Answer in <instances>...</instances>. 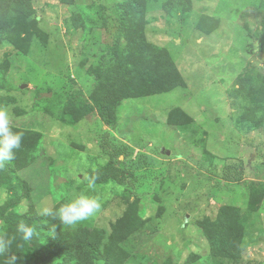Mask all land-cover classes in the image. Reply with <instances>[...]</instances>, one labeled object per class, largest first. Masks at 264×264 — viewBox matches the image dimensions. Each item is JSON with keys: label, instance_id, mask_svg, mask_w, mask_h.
Segmentation results:
<instances>
[{"label": "rangeland", "instance_id": "374dc122", "mask_svg": "<svg viewBox=\"0 0 264 264\" xmlns=\"http://www.w3.org/2000/svg\"><path fill=\"white\" fill-rule=\"evenodd\" d=\"M129 2L32 0L27 40L0 44V124L41 133L16 175L38 213L58 205L104 236L129 209L114 261L264 264V103L238 89L264 75V0H141L150 54L132 56L129 98L107 125L94 107L105 46L141 37L119 32ZM170 56L186 83L162 92L177 76ZM105 132L129 148L127 184L89 177L108 161ZM226 235L238 259L214 256Z\"/></svg>", "mask_w": 264, "mask_h": 264}, {"label": "trees", "instance_id": "16d2710c", "mask_svg": "<svg viewBox=\"0 0 264 264\" xmlns=\"http://www.w3.org/2000/svg\"><path fill=\"white\" fill-rule=\"evenodd\" d=\"M33 10L32 0H0V44L18 46L27 40L34 27ZM118 22L120 33L136 28L141 37L135 36L136 40L126 43L117 35L111 44L105 46L101 59L104 63L100 74L101 92L94 100V107L107 125H113L117 120V104L129 98L131 60L134 56H141V61L135 60L141 64L150 54L143 44L142 32L147 22L141 0H130ZM261 28L264 47V21ZM169 60L164 67L172 66V73L177 76L172 77L171 84H167L168 88L162 92L186 83L171 56ZM238 89L239 92L258 94L260 103H264V75H258L255 86L251 82L246 87L242 82ZM40 138L38 131L0 124V185L8 192L7 199L0 205V220L3 221L0 225V264H93L95 260H104L107 264H132L125 258L111 259V255L120 252L118 244L129 234V209L113 224L108 236L81 220L64 215L58 205L43 213L36 211L31 202L32 188L16 172L34 160ZM98 144L108 161L89 171L90 179L95 183L112 179L118 184H127L128 146L116 141L109 132L102 134ZM23 201L26 207L20 211L18 207ZM232 239L226 235L225 244ZM237 249L231 242L213 254L235 260L239 258Z\"/></svg>", "mask_w": 264, "mask_h": 264}]
</instances>
